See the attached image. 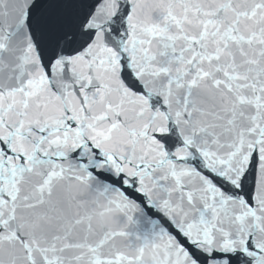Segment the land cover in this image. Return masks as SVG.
<instances>
[{"label": "snow or ice", "instance_id": "snow-or-ice-1", "mask_svg": "<svg viewBox=\"0 0 264 264\" xmlns=\"http://www.w3.org/2000/svg\"><path fill=\"white\" fill-rule=\"evenodd\" d=\"M0 264H264V0H0Z\"/></svg>", "mask_w": 264, "mask_h": 264}]
</instances>
